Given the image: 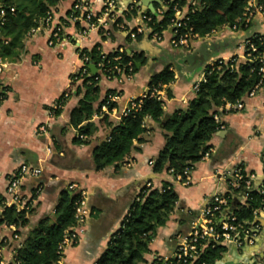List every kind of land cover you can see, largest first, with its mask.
<instances>
[{"label": "crops", "instance_id": "crops-1", "mask_svg": "<svg viewBox=\"0 0 264 264\" xmlns=\"http://www.w3.org/2000/svg\"><path fill=\"white\" fill-rule=\"evenodd\" d=\"M74 1L60 0L51 9L52 27L67 17ZM81 1L94 15L101 13L104 0ZM115 1L122 12L134 0ZM157 1L153 7L155 13L160 14L167 0ZM185 1L183 14L195 0ZM147 2L150 1L146 0L140 9L150 12ZM136 19L127 22L130 28L135 27ZM106 28L108 35L103 31L86 30L83 37H78L76 26L70 25L65 32L72 37L73 43L52 47L47 43L48 31L40 29L31 35L28 33L19 57L13 61L5 59L9 67L0 75V82L6 89L0 101V197L7 199L8 179L20 165L41 171L39 177H28L20 185V193L26 198L39 189L33 211L28 214L29 226L20 232L26 234L40 219L52 216L60 193L69 190L68 186L74 185L72 191L86 192L90 214L84 232L76 243L65 248L60 264H96L128 215L132 202L148 183L155 188L171 183L178 203L168 222L157 229L142 264H151L158 257L173 254L176 235L187 231L190 224L186 219L180 225V214L191 212L196 216L214 194L227 193L228 187L221 173L241 166L251 177L253 187H259L264 180L261 161L264 154V80L252 96L243 99V110L232 111L227 106L224 110L223 106L219 108L222 129L211 140L209 158L194 165L189 185L175 182L167 172L153 171V161L164 146L165 133L161 125L150 118L144 120V133L133 141V148L121 163L95 171L92 162L94 149L109 137L111 129L124 117L129 101L151 93L149 82L153 74L164 68L174 73V81L156 92L164 102L163 119H166L186 108L194 97L193 85L201 79L207 66L218 59L227 61L233 56L241 57L244 42L264 32L258 15L247 28L223 26L206 37L192 39L183 48H173L169 44L170 28L162 33L160 41L147 34L133 40L127 32L113 25ZM78 44L85 51L98 46L102 56L124 49L142 58L135 62V71L131 74L119 79H99V97L88 121L92 125L91 133L79 138L81 143L75 140L87 122L75 129L69 125L70 114L84 94L83 90L76 92L82 81L72 83L70 80L82 65L76 49ZM90 64L94 63L90 62L88 67ZM95 67V75H98L100 72L97 65ZM89 74L92 75L90 70ZM66 92L69 96L62 106L53 109ZM109 92L119 94V99L113 102L111 110L103 111V100ZM255 220L258 232L263 236L264 212H259ZM13 231V227L0 225V237L10 238ZM4 256L8 257L7 251ZM214 264H264V242L253 248L226 245Z\"/></svg>", "mask_w": 264, "mask_h": 264}, {"label": "trees", "instance_id": "trees-1", "mask_svg": "<svg viewBox=\"0 0 264 264\" xmlns=\"http://www.w3.org/2000/svg\"><path fill=\"white\" fill-rule=\"evenodd\" d=\"M249 0H195L194 6L189 7L185 13L183 26L177 29V36L184 35L191 29L193 35L200 38L210 34L223 26L244 29L240 21ZM60 0H0L3 6L13 7L14 12L8 13L6 21L0 24V56L13 61L23 50V39L26 34L35 29L40 22L47 18L51 9ZM185 0H167L161 14L146 12L150 21L145 25L152 32L160 33L170 28L174 17V8L184 9ZM137 15L136 9L123 13L117 18V23L131 21ZM109 32V31H108ZM142 34L133 40H139ZM6 41V43H5ZM257 52L253 57L261 54L264 45L255 43ZM89 63H99L105 67L120 66L124 74L135 71V62L142 61L138 54H131L122 49L103 59L98 46L91 51L83 50ZM119 56V60L114 57ZM88 63V64H89ZM131 64L132 71L128 72L127 64ZM258 60L242 61L235 58L220 68H206L205 81L200 83L194 92V97L188 102L184 110H178L163 119V100L158 95H147L142 99L136 111H130L115 125L109 137L100 143L93 151L92 162L95 171H101L110 165L121 163L133 148V141L144 133V120L150 118L158 122L164 130V146L153 161L155 173L167 172L172 177L180 175L187 168L194 167L201 161L204 154L211 149V140L220 130L221 124L214 120L218 110L225 103L235 104L242 102L245 97L259 84L261 77ZM112 77L116 75L112 74ZM174 81V73L168 68L153 74L150 78L151 92H157L161 86ZM83 90V97L77 107L71 112L69 125L78 128L87 122L81 129L79 136H89L92 125L88 121L94 114V104L99 97L98 81L86 77L76 88L79 93ZM113 93V92H111ZM110 94V92L108 93ZM107 94V95H108ZM106 101V97L103 103ZM114 103L108 104L111 110ZM59 112H56V115ZM104 117V121H107ZM78 137L75 142L81 143ZM259 187L253 185L246 189L228 188L224 196L230 212L236 218V224L247 227L255 220V211L264 208V193ZM34 196V195H32ZM79 192L63 190L59 197L52 216L40 219L34 226L29 227L26 234L20 229L29 226V217L24 212H18L15 206L4 208L0 212V225L13 226L22 241L16 250L17 256L14 264H55L59 260L58 245L62 240L64 230L74 224V203ZM3 200V198H1ZM242 199V200H240ZM178 203V196L171 183H164L159 188L144 187L137 198L132 202L126 221H122L117 232L109 241L105 252L99 257L96 264H142L144 256L149 252V244L154 238L158 228L164 226ZM29 210V214L32 212ZM195 217L191 212L178 216L179 224L186 219L189 223ZM224 252V248L216 246L207 248L200 256L206 264H214Z\"/></svg>", "mask_w": 264, "mask_h": 264}, {"label": "built area", "instance_id": "built-area-1", "mask_svg": "<svg viewBox=\"0 0 264 264\" xmlns=\"http://www.w3.org/2000/svg\"><path fill=\"white\" fill-rule=\"evenodd\" d=\"M194 3L191 2L189 7H193ZM136 9L137 15L134 18H137V24L135 27L130 28L127 22L117 23L116 20L123 13ZM14 8L3 6L0 4V24H3L6 21V16L8 13H13ZM162 12H160L161 14ZM258 15L264 25V0H258L254 3V0H249L243 17L240 21L241 25L244 28H247L251 25L253 18ZM185 19V14L182 13V10L175 7L174 8V17L170 23V29H172V37L170 38L169 44L173 48H183L187 47L189 42L194 38H200L197 35L191 33V29H188V32L184 35L177 36V29L183 26V21ZM150 21V17L146 14V11H142L140 7L137 6V1H132L122 12H120L117 3L115 0H104L102 11L99 15H94L87 5L81 0H75L69 14L62 21L59 22L56 26L52 27V12L49 13L46 19L39 23V25L30 31V35L39 31L40 29L46 30L49 32L48 37V46L52 47L60 44H72L73 39L71 36L67 35L65 30L68 26H76L78 37H83L86 34V30H98L103 31L105 35H108L107 26L113 25L120 30H123L129 34L131 38H135L139 33L147 34L156 41H160L162 34L152 32L150 28L146 27V23ZM241 27V26H240ZM232 29H237L238 26L234 25L230 27ZM215 31V30H214ZM212 31V32H214ZM211 32V33H212ZM210 33V34H211ZM209 35V34H208ZM207 36V35H206ZM204 36V37H206ZM264 45V32L260 35H253L251 38L247 39L243 45V53L241 57L233 56L227 61L218 59L207 66L210 69L220 68L223 64L229 62L230 68H232V63L235 58H240L242 61H252L258 60L261 63L259 68V75L261 80L259 84L248 94L252 96L259 86H261L264 80V48L261 51V54L257 57H253V54L257 52V45ZM6 43V41H5ZM82 65L76 73H73L70 77L72 83L82 81L86 77H92L94 80L99 81L101 77L106 78L107 80L119 79L123 73V70L120 66L105 67L103 64L99 63L97 68L99 70L98 75H90L88 69L89 59L83 53L82 48L78 44L76 46ZM118 53H121L122 50L118 49ZM105 59V56H102ZM114 60H119V56L114 57ZM9 63L0 56V75L7 71ZM128 72L132 71L131 64H127ZM114 74L116 77H112ZM207 72L202 75L201 79L193 85V91L195 92L198 89L200 83L205 81ZM6 93L5 87L0 82V101L3 99ZM158 95L156 92H151L148 95ZM69 92L63 93V95L56 101L53 105V109H59L63 102L68 98ZM130 100L127 110L124 112L123 116H126L130 111H136L139 109L142 99ZM119 99V94L110 93L106 95V101L102 104V110L108 111V104L113 103ZM225 106L232 111H241L244 109L243 102H237L235 104L225 103L222 109H225ZM214 120L219 122L218 115H214ZM222 129V126L221 128ZM81 138V136H79ZM212 150L209 149L201 160L209 158ZM261 161L263 163V177H264V154L261 156ZM194 167L187 168L180 175H175L173 177L175 182H180L183 185H189L191 181V172ZM41 174L39 168L32 167L29 165L22 164L19 168L9 177L6 195L7 199H1L0 197V212L4 208H9L15 206L18 212L24 211L27 215L29 210L33 208L36 196L38 195L39 189L35 191L34 196L24 197L20 193V185L22 181L28 177L37 178ZM222 177L226 181L227 187L232 189H238L239 187H245L249 189L252 186L251 177L246 175L241 166L235 167L229 171H224L221 173ZM150 184H146V187H149ZM69 190L74 189V185L68 186ZM259 192L264 193V180L259 186ZM264 212V208L259 211H255V217L259 212ZM90 212L87 207V198L86 192L79 191L78 199L74 203V224L64 230L62 235V240L58 245V254L59 260L55 264H60V259L64 253V250L69 245L76 243L79 237L84 232L86 219L89 216ZM128 215L124 219L127 220ZM13 227V226H8ZM13 234L10 238L0 237V264H14L15 258L17 256V249L21 245V237L18 234H15L16 229L13 227ZM259 231L258 224L256 222L250 223L247 227H241L236 224V218L229 210L227 205V198L221 194H214L211 199L207 201L205 206L200 210L190 222L189 228L187 231L176 235V246L173 254L168 257H158L151 264H206L203 260H200V256L203 251L207 248H214L216 246L225 247L226 245L233 244L236 247L240 248L244 245H252L254 240L257 238V232ZM4 251H7L8 257L4 256Z\"/></svg>", "mask_w": 264, "mask_h": 264}, {"label": "water", "instance_id": "water-1", "mask_svg": "<svg viewBox=\"0 0 264 264\" xmlns=\"http://www.w3.org/2000/svg\"><path fill=\"white\" fill-rule=\"evenodd\" d=\"M150 2H147V9L152 13V14H155V11H154V7H153V4L155 2H158L157 0H149ZM146 0H138L137 2V6L138 7H143L144 4H145ZM172 31V29H170ZM88 69L90 70L92 76H94L96 74V67L94 64H90ZM256 221V220H255ZM254 221V222H255ZM261 242H264V235L262 236L261 234H259V232H257V238L254 240V243L252 245H244V247H247V248H253V246L255 244H260Z\"/></svg>", "mask_w": 264, "mask_h": 264}]
</instances>
